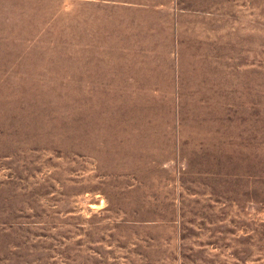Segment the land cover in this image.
I'll return each instance as SVG.
<instances>
[{"label": "rangeland", "instance_id": "rangeland-1", "mask_svg": "<svg viewBox=\"0 0 264 264\" xmlns=\"http://www.w3.org/2000/svg\"><path fill=\"white\" fill-rule=\"evenodd\" d=\"M0 264H264V0H0Z\"/></svg>", "mask_w": 264, "mask_h": 264}]
</instances>
